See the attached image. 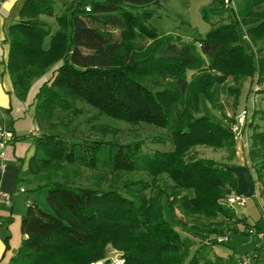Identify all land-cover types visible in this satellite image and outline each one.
<instances>
[{
    "label": "trees",
    "instance_id": "trees-1",
    "mask_svg": "<svg viewBox=\"0 0 264 264\" xmlns=\"http://www.w3.org/2000/svg\"><path fill=\"white\" fill-rule=\"evenodd\" d=\"M153 4L158 0H77L55 16L58 28L52 32L40 16L55 15L54 1L25 0L18 19L8 25L6 69L18 98L25 97L33 79L60 62L35 95L38 126L54 128L55 111L70 110L72 99L78 98L112 118L171 129L174 149L144 153L138 143L35 134L25 177L16 182L33 177L36 189L46 190L47 208L36 200L27 202L20 220L22 238L7 264H90L104 258L108 245L121 252L124 264H217L204 248L223 242L217 239L224 233L222 222L199 231L174 228L164 218L163 202L183 215L221 217L235 224L246 219L226 201L230 192H237L233 166L188 159L187 151L206 145L226 148L234 156L230 128L193 114L200 112L201 93L221 110L217 86L229 78L240 83L256 75L257 84L264 82V46L252 54L242 43L244 35L251 43L264 40V0H241L235 12L224 0H211L201 11L210 29L199 40V51L193 42L147 25L155 13ZM225 13L232 19L225 22ZM240 26L247 27L244 35ZM139 40L149 44L140 49ZM188 69L199 70L191 81ZM258 92L264 95V89ZM257 115L264 120V111L253 110L249 125ZM250 140L249 155L262 158L255 172L263 190L264 127L252 125ZM74 166H106L116 175L143 170L153 179L117 178L100 190L76 184L69 172ZM163 174L171 185L158 184ZM252 185L254 190L255 181ZM203 233L214 237L205 239ZM251 252L259 255L253 264L264 257L263 246L244 254Z\"/></svg>",
    "mask_w": 264,
    "mask_h": 264
},
{
    "label": "rangeland",
    "instance_id": "rangeland-1",
    "mask_svg": "<svg viewBox=\"0 0 264 264\" xmlns=\"http://www.w3.org/2000/svg\"><path fill=\"white\" fill-rule=\"evenodd\" d=\"M54 1V16L41 15L40 18L49 23L52 32L58 26L55 16L62 14L66 8L77 0H53ZM241 0H230V6L234 12ZM211 0H158V4L150 6L154 10V14L148 18L147 25L154 28L159 34L170 35L173 38H179L185 42H193L199 51V40L203 38L210 29V24L202 17V9L208 7ZM224 6L225 5L224 3ZM264 8V4L262 5ZM217 20V17L214 18ZM225 22L231 20V16L225 13L223 15ZM247 27L240 26V30L244 35ZM249 53L255 54L257 48L264 46V40L251 43L247 38L242 41ZM49 44V38L44 41V47ZM149 44L146 40L137 41V47L145 48ZM255 56V55H254ZM204 59V66H208V59ZM60 62L53 65L45 74L38 79H33V82L28 89L25 97L20 99L13 97V104L16 106L18 116L14 119L16 121L15 133L19 136L13 143H8V147L4 149V154L7 157L17 159L19 162V174H26L27 158L34 151L33 132H35L34 118V98L41 83L45 80H50L55 72L56 67ZM205 70V69H203ZM202 71V70H201ZM200 71V72H201ZM198 69L186 70V79L191 81L193 76L198 73ZM166 80H171L166 78ZM166 81H162L165 84ZM259 89H264V82L257 84L256 75L249 76L240 83L227 79L222 85L217 86L218 99L222 109L213 107L206 96L201 93L198 96L199 113H194V117L202 115L207 116L210 120L224 126L231 130L233 124L237 121L239 114L245 113V123L240 127L235 135V154L232 158L229 157L230 151L226 148H214L206 145H196L188 149L187 158H204L211 159L218 163L231 164L234 168L237 188L240 186L245 188L249 186L250 192L248 196L239 193L245 198L243 206H236V210L244 215L250 224L244 228L246 233H236L234 231L235 223L223 220L222 218H206L203 216H188L183 215L180 210L172 212L163 202V214L166 221L174 228L181 229V226H186L191 230H198L204 226L218 225L222 222L224 233L219 237L228 236V240L218 242L214 245H207L204 250H208V255L217 264H228L243 255L244 251L250 250L253 244L248 242L249 236L254 235L252 230L258 226H262L264 220V189H261L255 169L260 165L262 158L251 157L249 151L251 150L250 134L252 133V125H257L259 129L264 127V120L257 115L255 120L249 125L250 117L253 110L264 111V95L259 93ZM238 90V95L235 92ZM73 106L70 110H56L53 114L52 121L54 128L50 129L44 123L38 126L37 135L41 132H48L60 135L69 140H101L114 141L120 144H134L140 145V151L144 153H151L154 151H172L174 149L173 133L171 129L159 128L146 123L131 124L126 121L112 118L105 113L90 106L84 101L73 98ZM176 118V113L174 114ZM233 120V122H232ZM232 131V130H231ZM14 149V150H13ZM14 151V152H13ZM17 171V172H18ZM70 174L76 184L82 186H99L100 190H107L112 180L118 182L124 178L143 179L147 182L152 181V177L143 170L135 171H120L118 175L111 173L110 168L106 166H98L97 168L74 166L69 169ZM21 175V176H22ZM24 178V177H23ZM158 184L171 185L172 181L166 174L160 175L157 179ZM255 181L253 190L252 182ZM38 182L31 177L30 181L25 179L20 180L14 188L13 194L15 197L21 198L23 204L16 205V211H24L26 206V199L36 200L42 207L47 208L45 202V188L36 189ZM19 186L26 189L25 194H20L17 188ZM263 191V194H261ZM149 194V190L146 191ZM230 192L228 195L232 194ZM238 193V192H237ZM18 194V195H17ZM20 194V195H19ZM13 198V195H12ZM23 213V212H22ZM20 220L17 224L19 230ZM228 228V229H227ZM232 230V231H231ZM199 231V230H198ZM231 231V232H230ZM183 233L184 231L181 230ZM185 233V232H184ZM183 233V234H184ZM205 239L213 237L207 236L206 233L201 234ZM216 237V236H215ZM218 237V238H219ZM217 238V239H218ZM102 264H124L121 263V252L107 246L104 258L100 259Z\"/></svg>",
    "mask_w": 264,
    "mask_h": 264
},
{
    "label": "crops",
    "instance_id": "crops-1",
    "mask_svg": "<svg viewBox=\"0 0 264 264\" xmlns=\"http://www.w3.org/2000/svg\"><path fill=\"white\" fill-rule=\"evenodd\" d=\"M24 1L25 0L0 1V127H3L11 134L4 139V143H1L0 141V154L2 153V156L0 155V164L3 165V169L0 173V188L10 193H13L14 188L16 187L17 178H23L25 176L22 174V176L20 174L18 176V160L7 157L4 154V149L8 147V143H13L19 137L14 130L16 129V121H14V119L18 116L16 106L13 104V97L15 94L11 77L6 69V61L9 51L7 27L10 23L18 19V11ZM33 121L35 124V132H33L34 136L37 133L38 127L34 118ZM25 192L26 189L20 194H25ZM237 192L248 196L250 192L249 186L247 185L245 188L239 186L237 188ZM15 196L16 194H13L11 205H0V221L2 222L0 226V264L8 263L10 257L15 253L17 247L19 246L22 238L20 226L18 230L17 224L19 223V220H21V217L26 210V206L24 211H22L23 213L20 210L16 211V205L23 204L24 202L21 200V198H17ZM29 201L31 200L27 198L26 203ZM237 213L239 216H244L238 211ZM248 225L255 226L254 223L250 224L246 218L242 222L236 223L234 225V231L236 233H246L244 228ZM263 225L264 220L262 226H258L257 228L264 231ZM227 240L229 241L228 236ZM248 242L253 244V247H251L250 250L244 251V253L253 251L258 246L264 247V234L261 237H258L256 234L249 236ZM238 259L239 257L234 261V263H231L230 261L228 264H237ZM255 264H264V257H260Z\"/></svg>",
    "mask_w": 264,
    "mask_h": 264
},
{
    "label": "built area",
    "instance_id": "built-area-1",
    "mask_svg": "<svg viewBox=\"0 0 264 264\" xmlns=\"http://www.w3.org/2000/svg\"><path fill=\"white\" fill-rule=\"evenodd\" d=\"M224 3H225V5L230 6L229 5L230 0H224ZM85 10L88 11L89 7L88 6L85 7ZM243 37L246 38V35H244ZM244 123H245V113L239 114L237 116L236 123L233 124L234 126L231 127L232 132L236 134L239 131L240 127L243 126ZM10 135H11L10 132L5 130L3 127H0V141H1V143H4V139ZM0 155L2 156V153ZM2 169H3V165L0 164V173H1ZM17 190L19 192L25 191L24 187H22V186H19L17 188ZM12 195H13V193L6 192L0 188V205H7V206L11 205ZM226 201L228 202V204L234 205V206H243L245 204V198L237 192H233L232 194L228 195L226 197ZM1 224H2V222L0 221V226H1ZM252 233L256 234L258 237H261L264 234V231L260 230L258 228H254L252 230ZM223 240H227V237L224 236V237L218 238V241H223ZM258 256L259 255L256 252L244 254L241 256L238 264H253ZM122 262L123 261L121 260V263ZM90 264H102V262H101V260H97V261L92 262Z\"/></svg>",
    "mask_w": 264,
    "mask_h": 264
}]
</instances>
